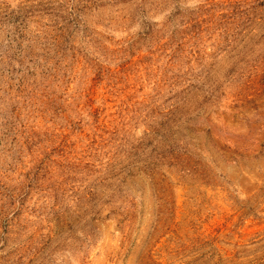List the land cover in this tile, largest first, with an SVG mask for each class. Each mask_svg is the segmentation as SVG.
I'll list each match as a JSON object with an SVG mask.
<instances>
[{
    "label": "rangeland",
    "instance_id": "374dc122",
    "mask_svg": "<svg viewBox=\"0 0 264 264\" xmlns=\"http://www.w3.org/2000/svg\"><path fill=\"white\" fill-rule=\"evenodd\" d=\"M0 264H264V0H0Z\"/></svg>",
    "mask_w": 264,
    "mask_h": 264
}]
</instances>
